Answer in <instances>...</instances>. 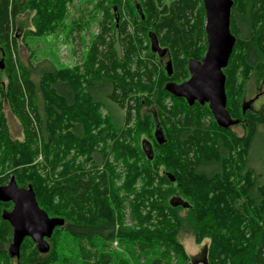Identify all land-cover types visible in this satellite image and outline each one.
Returning <instances> with one entry per match:
<instances>
[{"label": "trees", "instance_id": "16d2710c", "mask_svg": "<svg viewBox=\"0 0 264 264\" xmlns=\"http://www.w3.org/2000/svg\"><path fill=\"white\" fill-rule=\"evenodd\" d=\"M69 1L72 0H33L30 2L34 5L32 9L40 12L39 18L46 20L43 23L50 27L56 18L63 19L65 4ZM199 2L200 0H176L169 7L159 8L151 0L142 4L134 0L132 9L135 10L137 19V23H134V35L126 31L128 22H123L121 29L124 34L121 41L125 51L123 60L116 58L113 50L111 51L113 43L106 44L103 40L106 30L104 26L99 41L95 42L97 47L93 48V46L88 51L82 72H79L80 67L69 71L55 70L48 62L45 63L50 66L48 69L46 66L45 68L39 66L37 72H41L44 89L47 92V97H42L48 105L50 104L47 108L45 105L43 107L45 120H42L41 111L35 104L37 100L35 90L37 89L31 79V71L27 69L22 71L21 65L10 61L9 66L13 74L4 87L5 90L0 84V96L12 108L10 111L12 115L20 121L22 133L27 142L23 145L9 137L6 118L2 112L3 101L0 100V149L9 152L7 156L9 159L13 155L14 164L20 162L15 160L16 154L23 152L21 156L24 160H28V163L31 162L35 152L33 147H30V143L37 141V137L44 140L46 150L50 149L53 142L55 144L59 139H65L64 134L62 137L59 136L60 132L64 131L63 113L70 114L75 109L74 106H77L76 100L81 94L79 92L81 80L85 82V98L88 100L87 105L84 106L86 122L85 124L77 122L71 125L66 132L76 139L84 140L91 126L99 124V116L95 114L99 105L109 112L112 110L109 115L114 124L118 125L122 118L119 119L114 114V107L125 110L124 118L129 121L132 116L131 111H138L139 104L140 106L152 104L156 107L157 114L160 113L167 119V122H172L170 133L175 135L176 144L172 150H165L168 153L167 159L174 166H185L181 169V174L193 181V189L192 187H181L179 194L181 197L184 195L185 202L189 206L185 221L176 217L177 209L184 208L173 207L170 204L176 194L173 183L166 175L160 176L157 167L150 169L152 171L149 172V170L148 174L157 181L158 187L151 190L142 189L140 193L134 191V201H127L131 204L132 215L139 219L142 225H152V228L151 230L141 228L139 232L131 234L120 231L121 229L120 233L117 232L116 224L119 213L115 214L110 205L111 200H108L106 196L108 190L104 178L95 183L89 172L77 171L69 165L64 168L60 181L56 182L54 178H51L52 186L49 190L36 175V168L27 169L30 176L24 175L23 170H16L12 177L20 187L31 186L39 208L49 217L63 219L62 217H66L73 208L78 207L81 223H67L62 226L64 231L75 239L89 241L95 239L104 244L112 241L135 243L141 254L150 253L154 256L148 264H189L181 244L176 239L175 230L169 225L171 220L165 214L169 213L175 215V227L182 222L192 227L196 243H200L205 238L209 239L205 264H264V133H260V128L264 131V107L256 114L242 115L247 127L245 136L241 140L232 138L228 141L220 132L223 129L212 121L206 105L200 106L194 103L195 108L184 103L182 107H179V102L184 100L172 96L165 90L166 84L180 83L187 79L189 76L188 60L199 61L205 53L204 10L202 4L197 10ZM232 2L230 32L235 37V44L228 64L223 69V74L225 76L226 110L230 117L236 120L234 115L239 106L230 97L233 76L240 67L249 70L264 66V0H232ZM24 4L20 0H0V39L5 42V52L10 60H12L11 51L13 52L15 39L9 40V34L13 21L23 11L22 5ZM136 6H139L141 14L138 13ZM118 7H113L110 14L107 11L108 15L106 12V23L110 18L114 19V23L117 22L120 12ZM191 20H193L192 23ZM47 27L43 26L48 30ZM151 35L156 37L159 47L166 50V57L172 69L170 76L160 68L159 61L153 66L145 63L146 61L137 60L140 51L138 46H141L143 39L147 40ZM104 46L107 47L105 52L100 50V47ZM130 61L136 62L133 71L129 65ZM17 67L21 68L20 72H17ZM154 74L158 76V84L151 94ZM148 92H150L148 94L150 98L146 97ZM165 97L177 104H173L172 108H167L163 104ZM59 101L62 102V107L57 108L56 102ZM153 115L145 116L144 119L151 118ZM201 116L211 118L212 126L214 125L219 131H217L219 136L214 133L217 135V140L213 146H209L204 140L212 134V131L206 127ZM53 117L58 121L54 122ZM142 123L141 126H143ZM155 127L161 131L164 138L162 144H158L155 139V146L163 147L167 143L166 138L159 123ZM64 145L67 148L68 144L65 141ZM56 146H61V143ZM257 146L262 147L258 155L253 157V147L258 151ZM194 151L195 154L192 153ZM144 153L147 160L153 157L150 150ZM191 154L193 157H190ZM8 158L5 159L8 160ZM251 161L260 166L258 168L251 166ZM173 171L175 172V168ZM138 174L140 173L130 169L133 179ZM240 184L244 185L238 188ZM204 185L209 186L210 194H213L219 201H214L216 202L214 204L202 202L203 196L200 192L204 191ZM131 186L127 185L124 188L130 192L132 191ZM55 197H58L56 204L53 203ZM238 200L243 201V210H234ZM120 202H117V206ZM224 207H228L229 212L224 210ZM62 209L66 213H62ZM241 210L246 211V214L244 216L241 214L242 217L238 220L243 228H239V236H236L239 239H235L226 226L227 218L225 217L240 215ZM7 226L9 233H3L5 242L0 239V256L6 255L4 247L6 243L11 242V239L9 241L11 228L8 223ZM59 229H54L52 239L56 237L55 231ZM26 241L33 246L30 239H25ZM104 244L100 247V251H103L106 246ZM62 258L60 252L56 250V245L49 246L48 253L44 255H40L37 248L33 246L29 257L23 259V262L25 261L23 264H72V258L69 260ZM96 258V264L110 263L108 255L103 253H98ZM7 259L5 261H8ZM0 262L4 264V260ZM118 264H124V261L120 260Z\"/></svg>", "mask_w": 264, "mask_h": 264}, {"label": "rangeland", "instance_id": "374dc122", "mask_svg": "<svg viewBox=\"0 0 264 264\" xmlns=\"http://www.w3.org/2000/svg\"><path fill=\"white\" fill-rule=\"evenodd\" d=\"M30 1L33 0H20L21 3H25L22 5L23 11L20 12V14L14 19L12 30L9 34V40L15 39L13 52L11 51L12 60H10V58L6 55L5 42L0 39V84L2 85V89L5 90L4 87H6L10 80V76L13 74L12 69L9 66L10 61L17 62L16 65H21L20 67L22 69L17 67V72H20L21 70L25 71V69H27L29 72L31 71V79L35 84V89H37L35 90L37 97L35 104L38 105V108L41 111L40 114L42 115V120H45L46 118L43 116V107L45 105L47 108L50 104L48 105V103L42 97H47V92L44 89L45 86L41 72H37L38 67L43 66L45 68L46 66L48 69L50 66L45 64L48 62V64L51 65L55 70L69 71L70 69H77V67H80L79 72H82L83 64L87 60L86 57L88 51L93 46V48L97 47L95 42L97 43V41H99L98 39L102 35L101 31L104 26H106V30L104 31L105 34L103 40L106 44H110L112 42L113 48H111V51L113 50L116 58L123 60L125 51L121 43L124 36V34L121 32L122 24L123 22H128L126 31L128 34L134 35V26L137 23V19L134 13L135 10L132 9V3L134 0H72L65 4L63 19L58 20V18H56L50 24V27H47V25L43 23L46 20L39 18L40 12L38 10L32 9L34 5ZM135 1L140 2L141 4L143 2H148V0ZM151 1L156 6L158 5L159 8H163L169 7L170 4L176 0ZM201 4L202 2L200 0L197 5V10L201 8ZM116 6H119V19L114 23V19L110 18L108 23H106V12L109 11V14L112 13L113 7ZM190 22L192 23L193 20ZM260 25L261 24H259V26ZM43 26L47 27L48 30L44 29ZM150 30L154 32L152 29ZM138 47V50L140 51L137 60L146 61L145 63H149V65L153 66L159 61L160 68L164 70V64L168 58L166 55H164V58L161 60L163 62H161L160 58L155 53L151 52L149 38L147 40L143 39L141 46ZM100 50L105 52L107 47H100ZM129 65L131 66L132 71L135 70L136 62L130 61ZM187 80L188 78L183 82ZM157 82L158 76L154 74L151 83V94L153 91H155L154 89H156L158 84ZM231 84L233 87L230 91V97L233 99V101H235V104L239 106L236 114L234 115L235 119L239 122L238 124L233 125L231 128L229 127L227 129H223L219 127L220 129H223L220 132L225 135V139L228 141H230L232 138L241 140L245 136L247 127L242 115L245 114L244 116H246L248 113L256 114L264 107V94H261L257 98V101L255 100L256 102L253 103L252 106L250 105V109L248 108L244 113L241 109L243 102L253 100V98L263 90L264 66H257L256 68L249 70L240 67L233 76ZM79 92H81V94L76 100L77 106H74L75 109L73 112L70 114L63 113L64 116L62 123L64 131H61L59 136L62 137L64 134V136H66L65 139H59L55 144L53 142L50 149L48 148V150H46L44 146V140H42L40 137H37V141L30 143V147H33V151L35 152L31 162L28 163V160H24V157L21 156L23 152L16 154L17 156L15 160H19L20 162L14 164L15 161L13 162V155H11L9 159L7 157L9 152L7 153L6 151H3V149H0V186L6 185L16 170H23L24 175L30 176V173L27 169L33 167L36 168V175L49 190L52 186L51 178H54L56 182L60 181L64 168L69 165V167L71 166L77 171L86 173L89 172L94 178L95 183L99 182L101 178L106 180V186L108 190V194L106 196L108 200H111L110 205L115 214L117 215L119 213V219L117 218L118 223L116 224L117 232L121 229L120 231L131 234L139 232L141 228H148L151 230L152 225H142L141 221L132 215L131 204L127 202L132 200L134 201V191L135 193H140L142 189L149 188V190H151L158 187L157 181L149 177L148 173L152 171L150 169L157 167L158 174L160 176L166 175L168 177V175H171L173 178H175L174 182L171 181L177 194H175L174 197L180 198V200L183 202L186 201V198L183 197L184 195L182 197L179 196L181 187H192L191 189H193V181L188 179L186 175L184 176V174H181V169L185 166H174V164L169 162L167 159L168 153L165 150H172L176 144V138L174 137L175 135L173 136V134L170 133L172 131V122H167L165 117L161 116L160 113L157 114L156 107L152 104H149L150 106H140L139 104V112L131 111L132 116L129 121H126L124 118V113H126L125 110L122 111L121 109L117 108V106L114 107V114L119 117V119L122 118L118 125H116L109 115L111 114L112 110L109 112V110L99 105L97 110L95 109V114L98 115L100 119L99 124L96 126H91L88 132H86V138L84 140H79L74 138L71 134L66 133L71 125L76 124L77 122L83 124L86 122L84 106L87 105L88 100L85 98L86 85L83 80H81ZM149 93L150 92H148L146 95L148 98H150L148 95ZM2 98L3 97L0 96V100L3 101L2 112L6 118V127L9 137L15 140V142L23 143V145H25L27 141H25L26 138L23 136L21 123L15 115H12L10 112L12 108H10V105ZM163 102L167 108H172L173 104H177L175 102L173 103L170 98L167 97L163 99ZM184 103L189 106L185 101H180L178 104L179 107H182ZM56 106L57 108L62 107V102H56ZM189 107L196 108V104ZM54 108L57 109L56 107ZM92 110H94V108ZM152 114H156V116L154 117L153 115L151 118L146 120L144 119L145 116H151ZM204 117H202V119L206 123V127L212 131V134H209V137L204 136V140L207 141L209 146H213L214 142L217 140L216 136L218 135V130L214 127V125L212 126L211 120L213 117H211L212 119L208 116ZM53 118L54 119L52 120H54V122L58 121L55 117ZM142 119H144L141 121L143 122L142 125L144 127L140 125V120ZM212 121H214V119ZM157 122L162 128L167 142L163 147H156L154 142L155 132L157 129L156 127L154 128V126L158 124ZM215 130L216 132H214ZM260 130V133H264L262 128H260ZM64 141L68 144L67 148L64 145ZM58 143H61V146H56ZM26 145L28 146V144ZM261 147L262 146H257V148H259L258 151L254 150L253 147V157L258 155ZM149 150L152 151L153 157L147 160L144 152ZM192 153L195 154V151ZM193 154H191L190 157H193ZM5 158H8V160ZM251 162V166H255L256 168L260 166L253 161ZM51 167L54 169L53 171ZM173 168H175V172L173 171ZM130 169L135 170L140 174H138L133 179V176L130 175ZM142 170L143 172H141ZM127 185H132V191L128 192L126 188H124ZM243 185L244 184L238 185V188ZM17 186L20 187L19 185ZM26 187L27 186L22 188ZM208 187L209 186L204 185V191L200 192L203 196L202 202L214 204L219 200H217L213 194H210L211 190L208 189ZM55 198L56 199L53 200L54 204H56L58 200V197ZM118 201L121 202L117 206ZM242 202V200H238L234 210L242 209ZM12 206L13 205L10 202H0V239H3L2 241L4 242L6 239H4L3 233H9V228L7 226V222L1 218V213L3 211H10ZM187 210H189L188 207L180 210L177 209L176 217H178L179 220L185 221V217L188 213ZM224 210L229 212L228 207H224ZM242 210L240 215H227V217H225L227 218L226 226L228 230L231 231V235H233L235 239H239L236 236H239V228H243V225L238 223L239 218L246 214V211ZM79 212L80 209L78 207L73 208L66 217H62L64 224L81 223ZM62 213L66 212L62 209ZM165 214L171 220L169 225L175 230L176 239L181 244L185 255L188 258V263H202L201 261L206 258L209 239L205 238L200 243H196L192 227H190L186 222H182L177 227H175V215L173 216V214L169 213ZM49 218L57 217L50 216ZM57 228L60 229L57 232L55 231L56 237L54 239L50 237V242L48 241L50 238L47 239L46 242L50 247H52V245H56V250L60 252L63 258H68V260L69 258H72V264H96V256L98 253L108 255L110 259L109 264H118V261L120 260H123L124 264H148V261L154 257L150 253H146L148 255L141 254L139 247L135 243H120L118 241H112L106 242L104 244L95 241V239H91L90 241L80 240L78 238L75 239L72 236H69L64 231L62 226ZM246 238H248L247 235ZM10 239L11 238H9V241ZM6 244L7 245L4 247L6 255L0 256V261L4 260V264H23L25 262H23V259L29 257L33 246L36 248L34 243L33 246H30L29 241L25 242L24 240L21 244L22 247H20L19 257L16 259L10 258L8 256L7 246L9 244ZM103 244L106 246H104V248L102 247L103 251H100V247L103 246ZM39 254L44 255L41 253ZM6 258H8V261H5Z\"/></svg>", "mask_w": 264, "mask_h": 264}, {"label": "water", "instance_id": "95a60500", "mask_svg": "<svg viewBox=\"0 0 264 264\" xmlns=\"http://www.w3.org/2000/svg\"><path fill=\"white\" fill-rule=\"evenodd\" d=\"M204 9V33L206 38V52L200 61L189 59L187 69L189 79L181 84L168 83L165 90L176 98H183L189 106L194 103L206 104L218 127L227 129L238 124V120L230 117L226 110L225 76L223 69L226 68L231 56L235 37L230 32V14L233 5L232 0H202ZM139 14V6H136ZM150 50L159 58L166 54V50L159 47L155 36H149ZM167 75H171V63L167 60L164 64ZM253 100L243 102L241 109L244 113ZM155 139L158 144L164 142L160 130L156 129ZM170 181H174L168 175ZM0 202L12 203V209L3 211L1 218L11 227V242L7 246V253L10 258L19 257L22 242L29 238L35 244L41 254L49 251L46 242L51 237L53 230L61 227L64 220L60 218H49L39 208L33 189L18 187L11 177L9 182L0 186ZM171 206L182 208L189 207L180 199H172Z\"/></svg>", "mask_w": 264, "mask_h": 264}, {"label": "flooded vegetation", "instance_id": "af4514ba", "mask_svg": "<svg viewBox=\"0 0 264 264\" xmlns=\"http://www.w3.org/2000/svg\"><path fill=\"white\" fill-rule=\"evenodd\" d=\"M232 9V8H231ZM166 55V54H165ZM162 58H164V57H162ZM162 58H160V61L162 60ZM161 62H163V61H161ZM187 71H188V69H187ZM172 73V72H171ZM188 74H189V72H188ZM170 76V75H169ZM189 77H190V75L188 76V79H189ZM172 83H175V82H172ZM181 83V82H180ZM176 84H179V83H176ZM261 94H264V88H263V90L261 91V92H259L258 93V95H256V97H254L253 99H254V101H253V103H255L256 101H257V98L261 95ZM181 99H183V98H181ZM184 100V99H183ZM256 100V101H255ZM185 101V100H184ZM186 102V101H185ZM187 103V102H186ZM253 103L251 104V106L253 105ZM208 107V106H207ZM251 108V107H250ZM249 108V109H250ZM154 117H155V114H154ZM232 127V126H231ZM230 127V128H231ZM145 152H147V151H145ZM148 154V153H147ZM172 199H179V198H172ZM9 225V224H8ZM11 228V227H10ZM203 264H205V259H203L202 261H201Z\"/></svg>", "mask_w": 264, "mask_h": 264}]
</instances>
